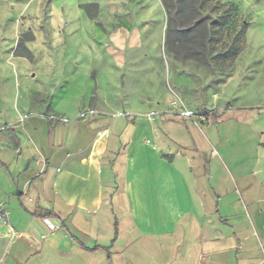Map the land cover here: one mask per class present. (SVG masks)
Returning a JSON list of instances; mask_svg holds the SVG:
<instances>
[{
  "label": "crops",
  "instance_id": "obj_1",
  "mask_svg": "<svg viewBox=\"0 0 264 264\" xmlns=\"http://www.w3.org/2000/svg\"><path fill=\"white\" fill-rule=\"evenodd\" d=\"M93 2L99 10L91 16L82 4ZM161 4L0 0V35L15 43L0 50V264H113L134 241L140 255L154 254V264H264L263 101L231 92L221 110L204 117V125L223 112L249 118L258 143L252 159L243 148L230 165L215 164V151L195 146L199 170L167 125L200 123L173 112L160 113L155 123L129 116L150 109L143 99L114 113L100 101L108 113L87 112L96 83L136 80L132 94L151 93L148 49L157 42L148 37L161 35ZM24 32L33 35L24 42L31 60L15 54ZM172 71L182 87L185 78ZM106 186L109 210L124 194L132 236L115 233L114 213L100 216ZM44 216L63 227L50 232Z\"/></svg>",
  "mask_w": 264,
  "mask_h": 264
},
{
  "label": "rangeland",
  "instance_id": "obj_2",
  "mask_svg": "<svg viewBox=\"0 0 264 264\" xmlns=\"http://www.w3.org/2000/svg\"><path fill=\"white\" fill-rule=\"evenodd\" d=\"M84 5L82 4V7L91 16L98 14V3L93 2L88 4L87 7ZM161 5L163 11L161 35L159 36L157 32L152 34L153 38L148 37L150 42H157V45L148 49L151 93L140 96L132 94L134 89L139 87L136 80H122L117 82V86H111V82L96 83V88L90 100L91 104L87 110L89 116L108 113L107 111L110 113L123 108L127 102L134 104L149 101L150 109L141 110L137 113L127 112V114L135 118L145 117L155 123L160 113L173 112L183 120L190 119L192 122L199 124L206 115L210 116V113L213 114L221 110L231 92L238 93L243 100L245 99L248 102H264V0H207L198 5L199 17L204 18L210 28L206 49L204 52H200L201 55L206 56V63L197 62L191 58L178 59L174 56H167L165 52V35L168 28V14L163 4ZM6 10L11 12L9 4H7ZM101 27L108 38L111 35L108 32L109 29L102 25ZM156 30L158 31V27ZM22 34H27V32ZM103 39L99 37L98 41L102 42ZM3 43L7 45L4 46ZM14 46L15 43L11 36L0 35V50L3 47ZM23 48V46H20L18 51H22ZM172 70H176L178 74L183 76V79L185 78L182 87L178 88L172 82ZM111 87L115 89L113 93ZM103 90H108V92L104 93ZM100 95H103V97H100ZM100 101L108 107L110 106L109 110L99 108L98 103ZM160 102L165 105L159 106ZM1 110L2 105H0V112ZM185 111L192 112L195 117L180 115ZM246 111L250 113L255 110L249 108ZM119 112L121 113V111ZM223 113L220 117H214L210 125L200 123L197 126L189 122L184 124L172 122V120L167 125L171 137L177 140L178 148L184 152H189L194 157L196 170H199L201 159L194 154L196 152L195 146L204 149V151H215L218 157L215 164L220 159L219 161L224 165H230L232 161L238 159L237 152L243 148L249 153L250 157L248 159L253 158L254 149L258 143V135L250 128L251 120L246 118L243 121H237L231 117L230 113ZM84 115L81 116L84 117ZM159 123V126L163 127L166 118L163 124ZM230 146H234L235 149L234 152L227 155V148ZM104 163V175L106 180H109L111 166L109 161ZM121 166L122 164L119 162L116 168L119 173L122 171ZM110 190L106 186L104 209L100 216L103 215L106 219L108 218V212L114 213L109 221L115 223L117 228L115 233L134 234L135 230L129 219L123 193L118 194V197L114 199L115 203L113 202V204L116 206L114 210L108 209L110 207L109 202L112 199ZM121 203L125 206L119 209L117 205ZM138 251L136 241H134L129 244L122 257L114 255L113 264L155 263L152 252L146 250V253L142 256ZM108 264L112 263L109 261Z\"/></svg>",
  "mask_w": 264,
  "mask_h": 264
},
{
  "label": "trees",
  "instance_id": "obj_3",
  "mask_svg": "<svg viewBox=\"0 0 264 264\" xmlns=\"http://www.w3.org/2000/svg\"><path fill=\"white\" fill-rule=\"evenodd\" d=\"M207 0H162L165 11L168 14L167 32L165 35V52L170 56L182 59H193L206 63L207 58L201 55L208 44L210 28L204 18L199 17L198 5ZM85 7L88 4L84 5ZM197 14V15H196ZM196 15V16H195ZM33 39L31 33L21 34L18 48L23 46L22 51H15L17 56H25L32 59V54L24 45L25 40Z\"/></svg>",
  "mask_w": 264,
  "mask_h": 264
},
{
  "label": "built area",
  "instance_id": "obj_4",
  "mask_svg": "<svg viewBox=\"0 0 264 264\" xmlns=\"http://www.w3.org/2000/svg\"><path fill=\"white\" fill-rule=\"evenodd\" d=\"M180 115L184 117H195V114H193L190 111L182 112L180 113ZM42 220L45 223V225L48 227L50 232H53L54 230L63 227V222L53 219L51 216H44L42 217ZM42 237H44V234H42Z\"/></svg>",
  "mask_w": 264,
  "mask_h": 264
}]
</instances>
